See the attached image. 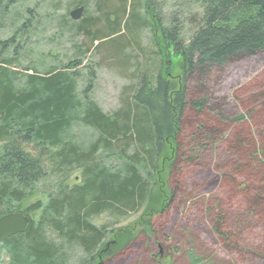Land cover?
<instances>
[{"label":"trees","instance_id":"16d2710c","mask_svg":"<svg viewBox=\"0 0 264 264\" xmlns=\"http://www.w3.org/2000/svg\"><path fill=\"white\" fill-rule=\"evenodd\" d=\"M17 1L0 0V9ZM145 1L154 60L138 72L131 95L113 115L79 98L74 64L41 73L0 60V207L8 205L0 216L21 210L11 200L22 201L25 188L46 176L45 161L83 169L82 184L23 210L42 214L3 243L8 264H64L48 230L82 247L88 258L81 264L119 257L139 235L107 241V229L95 226L93 217L142 209L161 178L172 202L191 172L197 189H220L207 215L222 246L232 251L255 244L246 231H255L256 220L264 223V0H196L203 13L188 37L175 21L164 23L152 0ZM21 72L27 82L20 88L15 78ZM76 119L99 133L88 150L64 138ZM224 143L236 159L224 170L203 164L202 152ZM100 150L122 160L123 169L112 172L98 161ZM146 224L153 233L154 221ZM255 232L264 240V233ZM263 246L257 249L264 259Z\"/></svg>","mask_w":264,"mask_h":264},{"label":"rangeland","instance_id":"374dc122","mask_svg":"<svg viewBox=\"0 0 264 264\" xmlns=\"http://www.w3.org/2000/svg\"><path fill=\"white\" fill-rule=\"evenodd\" d=\"M151 2L164 23L175 21L185 37L191 35L203 13L196 0ZM80 5L85 7L84 22L70 16ZM148 20L145 0H18L0 9V60L13 59L12 69L21 71L30 67L41 73L74 64L70 69L79 98H89L106 114L113 115L131 95L138 72L150 68L154 60L153 32ZM21 74L15 78L20 88L27 82ZM78 113L82 118V111ZM98 136L93 127L76 119L64 138L80 150H88ZM224 144L202 152L203 164L211 161L214 167L221 166L224 170L236 159ZM98 153L97 160L106 163L112 172L123 169L122 160L115 155L106 158L102 150ZM45 162L46 176L25 188L26 197L22 201L11 200L13 209L25 211L40 200L46 204L49 195L83 183V169L77 164ZM193 176V172L186 175L188 182L180 184L173 203L168 197L167 180L161 178L152 200L142 209H125L122 214L106 211L94 216L93 224L107 229V241L135 234L139 237L125 252L117 253L119 257L97 258L90 264H264L257 249L264 240H258L255 232L257 228V232L264 233V223L256 220L255 231H246V237L255 243L253 246L241 244L232 251L225 249L213 235L207 215L208 204L219 196L220 189H197L199 181ZM167 203L171 204L168 208ZM7 207L1 206L0 212ZM30 214L38 221L42 210ZM149 219L154 221L153 233L146 227ZM142 230L145 233L138 234ZM47 237L58 245L64 264H81L88 258L82 247L60 238L52 230H48ZM3 247L0 244V263L8 264Z\"/></svg>","mask_w":264,"mask_h":264},{"label":"water","instance_id":"95a60500","mask_svg":"<svg viewBox=\"0 0 264 264\" xmlns=\"http://www.w3.org/2000/svg\"><path fill=\"white\" fill-rule=\"evenodd\" d=\"M85 7L80 6L70 12L73 20H80L84 15ZM33 222V216L23 210H16L0 216V244L10 237L28 230Z\"/></svg>","mask_w":264,"mask_h":264}]
</instances>
